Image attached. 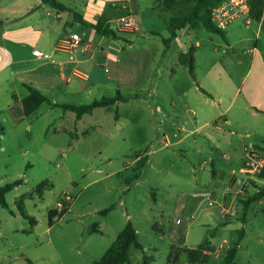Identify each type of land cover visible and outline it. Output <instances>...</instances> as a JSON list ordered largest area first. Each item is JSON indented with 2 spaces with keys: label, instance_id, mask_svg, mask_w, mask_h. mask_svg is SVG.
I'll use <instances>...</instances> for the list:
<instances>
[{
  "label": "rangeland",
  "instance_id": "1",
  "mask_svg": "<svg viewBox=\"0 0 264 264\" xmlns=\"http://www.w3.org/2000/svg\"><path fill=\"white\" fill-rule=\"evenodd\" d=\"M17 1L0 0V19L5 23L14 18L22 21L24 17L15 12L34 5V0ZM60 2L78 5L76 0ZM131 4L141 30L121 31L117 39L107 36L111 46L106 41L101 44V35L75 22L73 16L66 25L68 13L57 19L58 8L46 4L43 9L52 14L48 20L67 31L74 24L84 40L97 36L89 37L94 47L100 44L116 53L118 42L130 51L150 53L152 62L145 81L135 90L121 88L129 99L118 104V111L117 105L100 107L77 120L75 112L62 107L116 94L118 84L107 78L101 55L89 59L93 49L79 53L88 58L78 70L86 79L64 66L66 78L55 79L51 89L35 83L39 71L26 70L33 64L4 66L5 58L0 59V187L21 181L6 194L7 205H0V264H93L129 222L141 246L131 248V264H142L144 257L148 264H170L175 249L197 248L206 242L213 250L208 262L191 263L182 254L174 264H223L227 250L239 241L241 229L244 235L234 264H264V198L251 205L243 220L241 199L255 188L254 181L243 184L245 175L240 171L250 147L264 156L257 148H264V114L250 117L241 109L246 100L256 103L264 97L260 59L261 54L264 57V24L254 20L247 24L243 16L224 35L185 28L167 47V19L151 12L152 0H132ZM110 10L115 20L129 13L121 8ZM112 25L119 30L118 21ZM233 26L236 28L230 32ZM124 38L131 39L133 46ZM196 41L201 42L195 52L197 79L205 82L215 76L217 81L216 104L206 103L201 95L202 101L195 105L211 117L231 105L228 116L232 124L220 129L215 121L199 128L202 113L194 115L188 110L195 78L180 63L179 55ZM15 42H8L7 48L17 61L25 44ZM74 54L63 56L69 59ZM44 61L60 68L56 56ZM12 71L19 74L11 76ZM24 83H34L47 101L16 124L7 105L14 104V95L28 93ZM243 122L248 131L239 128ZM142 159L144 167L135 178ZM259 179L255 182L262 186L264 181ZM46 181L49 184L41 188L40 196L39 184ZM243 188L245 193L237 194ZM205 192L217 200L214 205L209 204V196H202ZM22 197L26 217L19 205ZM64 200L69 204L67 211L49 226L50 210L61 212ZM107 208L106 214L100 213Z\"/></svg>",
  "mask_w": 264,
  "mask_h": 264
},
{
  "label": "crops",
  "instance_id": "2",
  "mask_svg": "<svg viewBox=\"0 0 264 264\" xmlns=\"http://www.w3.org/2000/svg\"><path fill=\"white\" fill-rule=\"evenodd\" d=\"M20 1L21 0H18L17 2H20ZM60 1H63V0H60ZM76 2H78L77 3L78 5H70V4H65V3L64 5L68 7L70 10L78 12L79 14L83 16V18L86 21L93 23V24L97 23L98 18L102 14H105L109 22V25L113 29H114V26L112 25V23L114 21H118L119 18L115 20L114 11H111L110 10L111 8H121L123 10H128L129 12L128 15H133V16L136 15V12L132 10V4H131L132 0H76ZM115 3H117V5H115ZM46 4L48 3H45L43 0H34V5L33 3L28 4L26 8L16 11L15 14L20 15L19 18L24 17V19L20 22L17 18H14V20H11V21L8 20L7 23H5L2 19H0L3 22L0 25V43L2 45V47H0V59L5 58L4 61H2V64L4 66H9V65L12 66L16 62H22V63L28 62L30 64H33V66H31L32 68L26 69V70L28 72L39 71V75H40L39 80L37 82L35 81V83L39 84V86L43 85L44 86L43 88L51 89L52 87H54L52 82L55 83L56 81L55 79H57L58 77L60 79L66 78L65 73L63 72L64 66H65L64 68H66V66L69 67L71 74L78 76L80 78L86 79L87 76H85L83 73H80L78 70L80 66H82L84 63L88 61V58L80 57L79 53L80 52L87 53L89 50L93 49V53L89 59H92L93 56L96 55L97 53L101 55L100 56L101 65L103 66L105 73L107 74V78L110 81L112 80L118 84V86L115 87L116 90H120L121 92H122L121 88L125 90H135L140 86V84H142L145 81L146 69L152 62L151 55L149 52L142 50V49L137 52H133L127 49L128 48L127 45L123 46L118 42L115 45H116V48L121 53L119 52L112 53L110 51V47L105 50V48L100 44L97 47H94L92 42L89 41V37L96 38L97 36L92 34L88 36L87 40L86 39L84 40L80 32L75 31L74 24L67 31L65 30L63 26H61L60 23L57 24L56 22H51V20H48L47 18L52 17V14L49 13V11L43 10L45 7L44 5ZM150 7L153 10V11L151 10V12L157 13L155 9L153 8V6H150ZM65 13H68L67 19L65 21L66 25L69 24L70 22L69 19L72 16L75 22L80 23L75 18L74 13L68 10L67 11L60 10L59 13H57L55 17L57 19H63V16ZM157 15L159 14L157 13ZM23 21L24 23H21ZM259 23L262 24V22H259ZM231 24L232 23L229 24L226 31L230 28ZM235 28L236 27L233 26L230 32H234ZM118 29H120V26ZM140 30H141L140 27L135 25L134 28L129 29L128 31H140ZM75 33L81 37V42L79 46L76 48V50L72 52H64V51L57 49V44L61 40ZM106 39H107L106 36L101 35L99 42H101L102 44L106 41V43L109 46H111L110 42L107 41ZM15 40H18L19 44H25L23 45V48L25 49H23V52H21V54L18 55L17 61L13 57L12 52L8 50L7 48V43L8 42L16 43ZM125 40L130 44L129 47L133 46V41L131 39L130 40L125 39ZM192 46L195 47V52H196V50L201 47V42L196 41L194 44H192ZM255 49L256 50L259 49V40L257 41V44H255ZM33 50H38L42 52L43 55L42 56L34 55ZM187 51L188 50L182 53H186ZM56 52H59V54H56ZM73 53L75 54L72 57L71 55ZM69 54H71L69 59L64 58L63 55H69ZM52 55L57 57L56 64L60 66L59 69L57 65L51 66V64L44 61L45 58L51 57ZM260 59L264 66V57H262V54H261ZM195 61H196V57H195ZM14 74L15 72L13 71L10 73L11 76H13ZM18 74L19 72H16L14 76ZM212 77H213L212 80L211 78L208 79L209 81H206L205 79V82L201 79H197V76L195 77V81L193 82V85H195V91H194V94L191 95L190 97L191 103L187 105L188 110L191 111L192 114L201 115L202 113L203 118L201 119V124L198 125L199 128L206 126V125H210L213 121H215L218 124L217 128L219 129L221 127H225V126L232 124V119L228 116V111L231 105H229L226 109H222L219 115H214L212 117L211 115L208 116L209 115L208 113L206 115H203V111H204L202 110L203 108L195 105L197 101L198 102L202 101L203 96L201 95H204V97H206L207 100H204L205 102L209 100L211 101V103L216 104V101H215L216 91L214 88H216L215 84H216L217 78L215 76H212ZM41 80L45 83H42ZM67 81H69V78ZM48 82L51 83L52 85H48ZM31 84L34 86V83H30V84L24 83V86L28 88L27 86L28 85L32 86ZM190 91H189V95H190ZM29 93L30 91H28V93L25 95H22V96L14 95V97L18 99H22L26 97ZM184 94L187 95V91H185ZM243 105L245 106L241 107V109L244 112L250 114V117H257L259 115L264 114V97H263V100L256 101V103L246 100L245 104L243 103ZM9 106L11 105L8 104L7 108ZM221 122H224V123H221ZM244 122L242 126H239V128H242L245 131H248V125ZM231 134L236 135L237 131H231ZM257 148L264 151L263 147H257ZM255 188H257V185H255ZM207 194H212V193L205 192L203 193L202 196H206Z\"/></svg>",
  "mask_w": 264,
  "mask_h": 264
},
{
  "label": "trees",
  "instance_id": "3",
  "mask_svg": "<svg viewBox=\"0 0 264 264\" xmlns=\"http://www.w3.org/2000/svg\"><path fill=\"white\" fill-rule=\"evenodd\" d=\"M45 3L55 6L62 11H71L74 13L75 18L85 26L93 28L97 33L103 36L113 37L115 39L120 38V32L125 31V29L114 30L110 25L105 16L102 14L97 23L93 24L86 21L81 14L78 12L70 10L64 4L60 3L59 0H43ZM223 0H152L153 8L159 14V16L165 17L164 19L167 24L168 36L164 38V43L169 47L170 43L174 38H176L179 31L190 28L194 32L200 30L208 31L213 34H225L226 30H221L215 26L212 21L211 13L212 8L218 5ZM249 15L251 20L262 22L264 24V0H251L250 1V11ZM3 22L0 20V25ZM179 61L186 67H189V70L192 76L195 78V47L191 46L186 53H181L179 55ZM30 93L22 98L18 99L14 97V104L9 106L7 111L13 118L16 124H20L27 116L33 114L45 101L47 97L39 90L32 86H27ZM204 91V90H203ZM129 98L123 95L120 90L116 91V94L111 97H102L101 99H96L89 104L84 105H69L64 104L62 107L66 110H70L76 113L77 120H81L85 114H92L96 108L100 107H111L117 105L120 102L127 101ZM1 140V139H0ZM144 167V160H140L136 166V171L134 174L135 178H139L141 174V169ZM259 180L264 181V168L262 172L258 175ZM21 184V181L18 180L13 184H7L3 187H0V205L6 206V194L13 189V187ZM49 183L42 182L39 184L37 194L42 196L41 188H44ZM257 185V188H255ZM253 188L255 192L242 198L241 202L243 205V216L242 219L246 220L247 211L251 205L257 201H260L264 198V184L259 186L255 181L253 182ZM23 197L19 201V205L22 211V215L26 217L23 205ZM64 208L61 212L57 210H50L48 215L49 226H52L55 218H60L68 209L69 204L66 200L63 201ZM110 208L102 210L101 214H106ZM32 224H34V219L30 218ZM94 231H97L95 229ZM244 229L240 230L239 241L231 249L227 250L225 253V259L223 264H234L237 256V251L240 245V241L243 239ZM210 243L206 242L197 248H178L175 249L169 258V263H177L182 256L186 255L187 260L191 263H206L210 258V252L213 251L210 248ZM132 247L141 248L137 231L134 225L129 222L122 232L118 235L114 243L109 247L105 252L102 258L98 261H94L93 264H131L130 261V250ZM149 259L147 257L143 258L142 264H148Z\"/></svg>",
  "mask_w": 264,
  "mask_h": 264
},
{
  "label": "built area",
  "instance_id": "4",
  "mask_svg": "<svg viewBox=\"0 0 264 264\" xmlns=\"http://www.w3.org/2000/svg\"><path fill=\"white\" fill-rule=\"evenodd\" d=\"M250 1L251 0H223L218 5L212 8L211 18L215 26L221 30H226L230 23L235 19L240 17H246V23H251V18L249 15L250 11ZM120 23V29L129 30L135 27L136 20L135 16L128 15L122 16L118 19ZM81 42V38L78 34H72L71 36L61 40L57 44V49L64 52H72L76 50ZM33 54L37 56H42V52L38 50H33ZM264 168V156L260 150L250 147L245 154V163L240 169L241 173L245 175V180L243 184L246 186L252 181H256L258 175L262 172ZM245 193V189L237 190V194ZM210 199L209 204L214 205L217 200L212 198V194H207ZM69 199V197L67 198ZM61 205V204H60ZM233 210V214H234Z\"/></svg>",
  "mask_w": 264,
  "mask_h": 264
}]
</instances>
